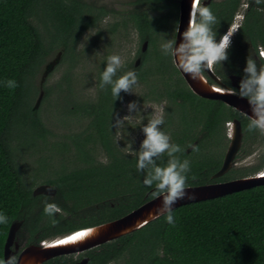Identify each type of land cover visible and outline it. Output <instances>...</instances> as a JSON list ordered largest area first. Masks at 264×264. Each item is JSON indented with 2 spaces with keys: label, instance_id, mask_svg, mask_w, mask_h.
<instances>
[{
  "label": "trees",
  "instance_id": "16d2710c",
  "mask_svg": "<svg viewBox=\"0 0 264 264\" xmlns=\"http://www.w3.org/2000/svg\"><path fill=\"white\" fill-rule=\"evenodd\" d=\"M179 1L131 0L122 14L128 20L124 24L134 27L141 41L148 42L153 50H140L142 67L130 63L121 67L115 78L134 71L139 82H149L147 96L167 98L178 105L179 116L169 132L171 142L183 149L177 155L190 161L188 187L259 173L264 169V152L260 163L249 171L232 168L220 178L213 177L223 165V150L230 142L228 123L234 119L242 123L244 144L238 154L245 150L243 146L264 134L259 130L249 132L247 117L223 101L192 92L171 55H164L158 47L161 35L178 25ZM240 2L222 0L208 5L217 18L213 26L216 38L233 25ZM248 3L232 38L228 60L216 65V73L227 83L230 74L244 77L247 59H254L253 50L264 48V0L259 5L255 0ZM111 11L114 10L96 8L82 0H0V213L8 217L6 224H0L2 261L14 223L21 222L28 242L38 244L114 221L153 199L154 187L144 186L146 173L136 169V153L124 154L113 147L115 117L128 94L122 92L121 99L116 100L110 85L99 88L94 101L66 104L65 114L86 121L87 128L75 138L82 165L72 169L62 166L59 172L53 171V176L43 180V184L56 189L55 195H34L33 186L39 175L32 176L29 182L19 166L20 147L45 141L49 135L41 108L36 107L41 93L37 84L41 70L58 50L62 51L61 64H72L81 37ZM258 58L260 63L254 60L259 69L264 66V59ZM9 79L16 80L19 86L7 88L4 82ZM64 81L71 84L69 73ZM44 91L42 102L53 88L45 87ZM97 145L105 151L106 162L94 157ZM167 160L165 154L157 165L165 166ZM45 202L57 204L61 212L54 217L45 215ZM173 211L174 226L163 216L156 218L92 249L88 264H264V184ZM52 219L58 223L53 225ZM56 263L57 259L47 264Z\"/></svg>",
  "mask_w": 264,
  "mask_h": 264
},
{
  "label": "rangeland",
  "instance_id": "374dc122",
  "mask_svg": "<svg viewBox=\"0 0 264 264\" xmlns=\"http://www.w3.org/2000/svg\"><path fill=\"white\" fill-rule=\"evenodd\" d=\"M82 1L96 8L104 7L109 11L114 10L115 12H108L92 29L85 32L77 44V55L72 64L69 61L61 64L62 51L58 50L47 60L37 78L38 87L41 94L43 93L38 107L41 108V118L45 128L49 131V135H47L45 141L39 140L35 144L21 146L18 155L20 169L23 177L28 179L27 181L30 182L32 176L39 175L33 190L44 185L43 180L53 176V171L59 172L62 166L72 169L82 165L77 157L75 138L84 133L87 128V122L65 114L64 108L66 104L70 103L69 101L74 103L77 101L89 102L97 98L101 74L106 68L108 56H121L124 60L122 67H124L130 63L137 62L139 52L144 48L145 41H141L140 35L135 28L129 26V23L127 26L124 24L128 20L122 14L125 13L129 0ZM243 12L244 10H241L234 21L237 26L241 24ZM177 28L178 25L173 31L170 30L167 34L161 35L157 44L161 50L163 43L167 39L174 38V33L176 39ZM151 48L148 44L145 52H151L153 50ZM260 49L264 50L262 47ZM60 53L61 58L57 62L56 59ZM172 59L174 63V58L172 57ZM52 63L55 64L50 68ZM138 67H142V63ZM49 68L50 70H48ZM68 73L71 77L70 85H67L64 81ZM68 86H70L69 90ZM45 87H52L53 92L46 101L42 102L45 97ZM149 88V82L143 84L139 82L138 87L133 90L134 94L127 95L116 114V117L118 116L120 119L130 116L119 127L116 126L114 121L112 130L113 147L124 154H135L139 151L140 145L145 139L142 127L147 125L148 119L154 110L162 108L161 104L153 100L155 97L147 96ZM145 98L146 101L143 102ZM132 102L138 103L139 113L129 112L128 105ZM229 133L230 128L228 126V137ZM229 143L223 150L224 154L227 152ZM243 147H245V150L237 155L232 168L238 171H249L258 165L263 157L264 136H259L257 141L248 143V145ZM64 148L66 150H63ZM94 157L99 162L107 161L106 153L100 146H95ZM253 175L255 174H247L245 177ZM57 237L60 236H55L48 240Z\"/></svg>",
  "mask_w": 264,
  "mask_h": 264
},
{
  "label": "clouds",
  "instance_id": "9594fccd",
  "mask_svg": "<svg viewBox=\"0 0 264 264\" xmlns=\"http://www.w3.org/2000/svg\"><path fill=\"white\" fill-rule=\"evenodd\" d=\"M255 2L259 5L262 0H255ZM216 23L217 18L211 8L202 5L200 0H193L189 24L182 33L180 43L177 44V40L172 38L167 39L162 45L164 55H171L179 70L189 75L192 80L202 81L205 70H211L214 65L223 63L229 58L228 50L231 47L234 33L229 28L228 32L217 41L216 33L213 31V26ZM123 64L124 60L121 56H108L106 68L101 74L99 84L101 89L110 85L111 94L116 100L121 99L122 92L134 94L133 90L138 87L139 83V78L134 71H128L115 78ZM244 73L239 85V95L248 100L252 110L251 116L245 114L249 121L248 131L259 130L261 134H264V66L258 69L256 61L249 57ZM4 84L9 89L19 86L13 79L6 80ZM128 110L130 113H139L138 103H130ZM129 118L130 116H126L120 119L117 116L115 118L116 126H122L123 122ZM163 124V109L154 110L147 125L142 127L145 139L142 141L139 151L136 152V169L140 173H146L143 180L144 186L154 187V191L151 193L152 197L154 199L163 198L162 206L157 208L152 215L154 218L163 216L169 225L174 226L173 205L186 197L190 200L195 199V196H188L186 193L188 173L191 171L190 161L181 160L177 155L183 149L180 145L171 142L170 135L161 128ZM165 154L168 157L167 164L158 166L157 160ZM192 179L195 177L193 176ZM59 212L61 209L57 204L45 202V215L54 217ZM7 222V215L0 213V224ZM51 222L53 225L58 223L55 219H52ZM0 264H16V261L14 257H10L7 261L0 260Z\"/></svg>",
  "mask_w": 264,
  "mask_h": 264
},
{
  "label": "water",
  "instance_id": "95a60500",
  "mask_svg": "<svg viewBox=\"0 0 264 264\" xmlns=\"http://www.w3.org/2000/svg\"><path fill=\"white\" fill-rule=\"evenodd\" d=\"M193 0H181L180 1V12H179V22H178V31L176 35L177 44L180 43L182 39V33L187 29L190 19V12L192 8ZM233 33L237 29V24L234 23L231 27ZM148 46V42H145L143 51L146 50ZM264 53V51L262 52ZM264 57V55H263ZM61 58V53L56 59L57 62ZM55 63H52L50 66L53 67ZM177 67V66H176ZM50 68L48 70H50ZM179 70V68L177 67ZM207 71L214 79L215 84H211L214 87H217L221 90H224V93H218L213 91L210 87H207L203 81L199 80H192V78L184 74L182 71L179 70L183 78L185 79L189 88L198 96L206 99L211 100H221L228 106L233 107L238 112L246 116L252 115V110L250 104L247 99L241 98L239 94L233 92L232 90L228 89L224 85H221L219 79L214 75L212 70H205ZM206 81L207 78L203 75ZM43 93H40V97L37 100L36 107H38ZM247 117V116H246ZM232 128L230 130V144L225 154V158L223 161V165L221 169L213 176L214 178H220L228 173L233 165L235 164V158L241 149L242 142H243V129L242 123L239 120H234L231 124ZM264 184V169L259 173L243 177L239 179H234L226 182H219V183H211L206 185H198V186H189L186 188V193L188 196H195V199H185L177 201L176 204L173 205V209L181 207L183 205H187L190 203H196L200 201L210 200L218 197L225 196L227 194H231L234 192L250 189L259 185ZM56 189L53 188L51 185H41L34 190V195H55ZM163 203V198L152 199L139 208L133 210L129 214L116 219L111 222H107L101 225L88 227L84 229H80L69 234L54 238L52 240H46L43 242L42 245H32L26 248L20 255L17 264H42L43 262L52 259L59 255L64 254H71V253H79L90 250L92 248L98 247L110 241H113L123 235L131 233L135 230H138L148 224L149 222L153 221L154 216L152 215L155 213L157 208H160ZM21 227V222L14 223L9 231L7 241L5 244V251H4V258L5 261L8 260L12 256L11 246L15 241L16 233L18 232L19 228ZM98 229L95 233L94 237L90 240L82 243L80 245L75 246H61V247H51L52 242L56 239L61 237H67L69 235L73 236L76 234H81L82 232H86L88 230ZM87 259L82 261L79 264H85Z\"/></svg>",
  "mask_w": 264,
  "mask_h": 264
},
{
  "label": "flooded vegetation",
  "instance_id": "af4514ba",
  "mask_svg": "<svg viewBox=\"0 0 264 264\" xmlns=\"http://www.w3.org/2000/svg\"><path fill=\"white\" fill-rule=\"evenodd\" d=\"M181 1V0H180ZM179 1V3H180ZM222 0H200V3L202 5H205V6H208L209 4H211L212 2H215V3H218V2H221ZM131 0L128 1V3H130ZM248 0H241L240 2V5L238 7V13L241 11V10H244L248 7ZM180 5V4H179ZM129 6V4H128ZM127 6V8H128ZM180 8V7H179ZM244 8V9H243ZM237 13V15H239ZM242 18H243V15H242ZM240 24H238L237 26V29L235 30L234 33L237 32L238 30V27H239ZM232 27V25H231ZM230 27V28H231ZM235 35V34H234ZM233 35V36H234ZM223 36V35H221ZM220 36V37H221ZM219 38H217V41H219ZM233 38V37H232ZM146 42V41H145ZM232 43V42H231ZM264 50L262 49H258V51H255L253 50V52L251 53L253 58L259 62V56L261 58L264 59L263 55H262V52ZM250 53V52H249ZM142 63V58L139 56L138 57V60L137 62L133 63L135 65V67H138V65ZM260 63V62H259ZM129 65V64H128ZM216 69V65L213 66V68L211 69L212 72L214 73V75L219 79L221 85H224L225 87H227L228 89L232 90L233 92L239 94V85H240V82L241 80L243 79V77L241 76H238V75H229L228 78L230 80L229 83H227L220 75H218L215 71ZM242 70V68H241ZM208 82L210 84H215L217 82L214 81L213 77L207 72L205 71L204 74H203ZM193 92V91H192ZM147 98V96H145ZM200 97V96H199ZM146 98L143 102L146 101ZM154 101H156L158 104H161L162 106V109H163V118H164V124L161 126L162 130L167 133L168 135H170V132H169V129H172L173 128V125H174V122L176 121V119H178V116H179V111H178V105H175L173 103L172 100H169L167 98H162V97H159V98H153ZM243 115V114H242ZM234 120H239V119H234ZM233 120V121H234ZM230 122L228 123V126L231 130L232 126L231 124L233 123ZM241 122V120H239ZM227 126V127H228ZM202 128V125L200 126L199 130H201ZM228 133V131H227ZM230 135V133H229ZM243 137H244V134H243ZM197 144V141H194V145ZM242 145H243V142H242ZM242 147V146H241ZM189 150L191 151L192 150V147L189 148ZM238 155V154H237ZM237 157V156H236ZM225 158V156H224ZM224 161V159H223ZM235 161H236V158H235ZM239 179V178H237ZM226 182V181H224ZM219 183V182H217ZM27 231L25 229H21V227L19 228L18 232L16 233V236H15V241L14 243L12 244L11 246V252L13 253L11 257H14L15 258V261H16V264H17V261L21 255V253L28 247L32 246V245H42L44 241L38 243V244H30L28 242V235H27ZM96 248V247H95ZM94 249V248H92ZM87 250V251H84V252H79V253H71V254H64V255H59V256H56L52 259H49L45 262H43L42 264H47L49 263L50 261H54L57 259V263L56 264H79L81 263L82 261L86 260L87 259V262L85 264H88L90 258L88 256V253L92 250Z\"/></svg>",
  "mask_w": 264,
  "mask_h": 264
},
{
  "label": "bare ground",
  "instance_id": "6f19581e",
  "mask_svg": "<svg viewBox=\"0 0 264 264\" xmlns=\"http://www.w3.org/2000/svg\"><path fill=\"white\" fill-rule=\"evenodd\" d=\"M233 31V30H232ZM205 85L207 87H210L213 91H216L218 93H224V90H221L217 87L212 86L208 81L205 80V78L203 77L202 80ZM98 231V229H94V230H88L86 232H82L83 235L81 234H76V235H69L67 237H61L59 239H56L54 242H52V246L51 247H61V246H75V245H80L82 243H85L86 241H88V239L90 240L92 237H94L95 233ZM73 237H75V239H73Z\"/></svg>",
  "mask_w": 264,
  "mask_h": 264
},
{
  "label": "snow or ice",
  "instance_id": "6c2138e0",
  "mask_svg": "<svg viewBox=\"0 0 264 264\" xmlns=\"http://www.w3.org/2000/svg\"><path fill=\"white\" fill-rule=\"evenodd\" d=\"M81 235H83V233H81ZM73 239H75V237H73Z\"/></svg>",
  "mask_w": 264,
  "mask_h": 264
}]
</instances>
